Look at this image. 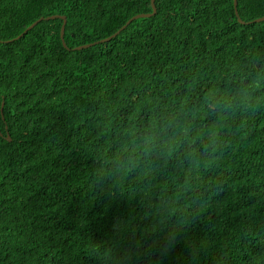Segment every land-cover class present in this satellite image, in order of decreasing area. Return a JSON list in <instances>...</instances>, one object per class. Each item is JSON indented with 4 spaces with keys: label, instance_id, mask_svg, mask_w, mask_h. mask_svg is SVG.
<instances>
[{
    "label": "trees",
    "instance_id": "trees-1",
    "mask_svg": "<svg viewBox=\"0 0 264 264\" xmlns=\"http://www.w3.org/2000/svg\"><path fill=\"white\" fill-rule=\"evenodd\" d=\"M150 1L0 0V264H264V0Z\"/></svg>",
    "mask_w": 264,
    "mask_h": 264
},
{
    "label": "water",
    "instance_id": "water-1",
    "mask_svg": "<svg viewBox=\"0 0 264 264\" xmlns=\"http://www.w3.org/2000/svg\"><path fill=\"white\" fill-rule=\"evenodd\" d=\"M151 2V7H152V9H153V12L152 13H150V14H140V15H136V16H134V17H132L129 21H128V25L129 24H131L133 21H136V20H138V19H141V18H150V17H152V16H154L155 14H156V12H157V7H156V4H155V2H156V0H151L150 1ZM234 7H235V14H236V17L238 18V20H239V22L241 23V24H245V22L244 21H242V19L240 18V15H239V11H238V0H234ZM56 19H63L64 20V24H63V26H62V32H61V35H62V39H63V34H64V29H65V24H66V17H61V16H57V15H55V16H51V17H49V18H47V20H56ZM42 20H44V19H39L37 22H35V23H33L25 32H24V34L27 32V31H29V30H31L32 28H34L35 26H37L38 25V23H40ZM262 21H264V17H262V18H258V19H256L255 20V22H262ZM249 23V22H248ZM23 34V35H24ZM22 36V35H21ZM20 36V37H21ZM113 38V36H111V37H109V38H107V39H104V40H101V41H98V42H96V43H92V44H89V45H85V46H81V47H79V49H86V48H88V47H91V46H96V45H99V44H103V43H105V42H109V41H111V39ZM3 109H4V101L2 102V106H1V114H2V118H4L3 117ZM7 140L9 141V142H11V137H10V135H9V133L7 134Z\"/></svg>",
    "mask_w": 264,
    "mask_h": 264
},
{
    "label": "clouds",
    "instance_id": "clouds-1",
    "mask_svg": "<svg viewBox=\"0 0 264 264\" xmlns=\"http://www.w3.org/2000/svg\"><path fill=\"white\" fill-rule=\"evenodd\" d=\"M151 3V2H150ZM155 4H156V2H155ZM153 10V9H152ZM157 13V12H156ZM156 15V14H155ZM154 15V16H155ZM236 15V14H235ZM240 15V14H239ZM153 17V16H152ZM241 18V17H240ZM238 19V18H237ZM64 21V20H63ZM243 21V20H242ZM238 22H239V20H238ZM245 22V21H244ZM128 23V22H127ZM240 23V22H239ZM241 24V23H240ZM249 23L248 22H245V24H242V25H248ZM126 25H128V24H126ZM130 25V24H129ZM119 33V32H118ZM116 35H114L113 37H115ZM104 40V39H103ZM101 41V40H100ZM96 43V42H95ZM164 74V73H163ZM164 75H166V74H164ZM4 110V109H3Z\"/></svg>",
    "mask_w": 264,
    "mask_h": 264
}]
</instances>
